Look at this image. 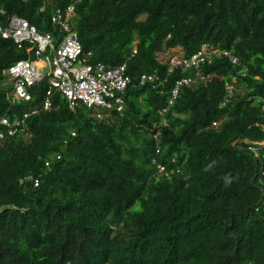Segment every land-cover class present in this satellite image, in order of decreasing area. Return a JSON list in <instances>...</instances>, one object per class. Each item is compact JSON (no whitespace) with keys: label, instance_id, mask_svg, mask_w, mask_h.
Returning <instances> with one entry per match:
<instances>
[{"label":"trees","instance_id":"trees-1","mask_svg":"<svg viewBox=\"0 0 264 264\" xmlns=\"http://www.w3.org/2000/svg\"><path fill=\"white\" fill-rule=\"evenodd\" d=\"M71 3L90 64H126L133 84L125 110L103 119L60 95L43 110L46 83L13 106L0 88V118L36 111L24 133L0 126V264H264V160L251 151L264 153V0H0V10L53 32ZM204 45L220 57L172 101L196 73L170 74L159 54L189 59ZM23 59L0 35L1 82ZM146 74L158 86H141Z\"/></svg>","mask_w":264,"mask_h":264},{"label":"built area","instance_id":"built-area-1","mask_svg":"<svg viewBox=\"0 0 264 264\" xmlns=\"http://www.w3.org/2000/svg\"><path fill=\"white\" fill-rule=\"evenodd\" d=\"M45 8L46 6L41 12H44ZM75 14V4L71 3L66 9L58 10L51 17L53 32H41L26 19L8 16L4 10H0V16L3 18L0 20L1 37L12 41L18 50L24 51L29 56V59L14 63L4 72L9 84L6 101L12 106L18 102H31L33 98L31 89L46 83L47 91L43 102L45 111L52 109L55 95H60L66 100L72 111L84 107L97 112L99 119H103L109 113H122L125 110L127 92L133 84L132 78L127 73L126 64L114 69L101 63L90 64L91 54L84 52L78 35L72 27ZM136 54L135 50L133 55ZM214 57H220V54L211 51L207 45L189 59L171 51L159 54L160 61L169 64L170 74L177 68L183 71L194 70L196 73L195 79L186 78L178 82L172 92V101L176 99L180 86L206 80L200 73L201 67L206 63L211 64ZM229 57L233 63L237 62L234 57ZM158 81H160L159 75L146 74L141 76L139 83L141 86L151 84L154 87L158 86L156 85ZM233 91V87H230L228 98L232 97ZM99 110L108 113L104 116ZM35 113L36 111H32L24 114L22 118L15 117L13 120L0 118V126L7 130L9 136L14 137L25 132L26 121ZM3 138L4 135H0V140ZM260 145L256 143L257 147H253L251 151L255 158L264 160V153L261 155L258 151ZM159 168L163 171V168Z\"/></svg>","mask_w":264,"mask_h":264},{"label":"rangeland","instance_id":"rangeland-1","mask_svg":"<svg viewBox=\"0 0 264 264\" xmlns=\"http://www.w3.org/2000/svg\"><path fill=\"white\" fill-rule=\"evenodd\" d=\"M0 88H4V89H8L9 88V84H8V82L7 81H0ZM130 100L131 101H134V98L133 97H130ZM99 111H101V110H99Z\"/></svg>","mask_w":264,"mask_h":264}]
</instances>
